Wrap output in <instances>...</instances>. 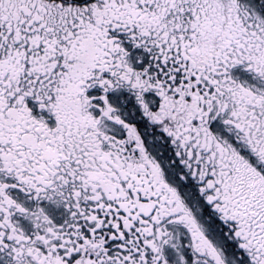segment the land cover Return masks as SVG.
Here are the masks:
<instances>
[{"label": "snow or ice", "instance_id": "1", "mask_svg": "<svg viewBox=\"0 0 264 264\" xmlns=\"http://www.w3.org/2000/svg\"><path fill=\"white\" fill-rule=\"evenodd\" d=\"M0 264H264V0H0Z\"/></svg>", "mask_w": 264, "mask_h": 264}]
</instances>
